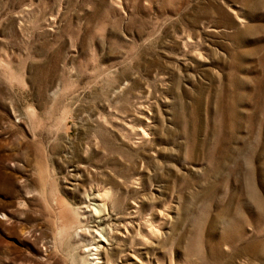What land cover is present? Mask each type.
Listing matches in <instances>:
<instances>
[{"label": "rangeland", "instance_id": "374dc122", "mask_svg": "<svg viewBox=\"0 0 264 264\" xmlns=\"http://www.w3.org/2000/svg\"><path fill=\"white\" fill-rule=\"evenodd\" d=\"M0 264H264V0H0Z\"/></svg>", "mask_w": 264, "mask_h": 264}, {"label": "bare ground", "instance_id": "6f19581e", "mask_svg": "<svg viewBox=\"0 0 264 264\" xmlns=\"http://www.w3.org/2000/svg\"><path fill=\"white\" fill-rule=\"evenodd\" d=\"M104 195H105V194H104ZM105 196H106V195H105ZM95 211H96V210H95ZM124 225H125V224H124ZM129 225H130V224H129ZM150 231H151V230H150ZM127 232H128V231H127ZM151 232H152V231H151ZM158 233L160 234L159 231H158ZM158 233H157V231H155V232L152 233V235L156 237V236L159 235ZM160 235H161V234H160ZM160 235H159V236H160ZM141 237H142V236H141ZM141 237H140V238H141ZM141 240H142L143 244H147V241L145 240V237H143V239H141ZM96 247H97V249L99 250L100 247H101V245L96 246ZM100 251H101V250H99V252H98L99 256H100ZM96 259H98V258H96ZM136 260H137V258H136ZM99 263H100V262H99Z\"/></svg>", "mask_w": 264, "mask_h": 264}]
</instances>
